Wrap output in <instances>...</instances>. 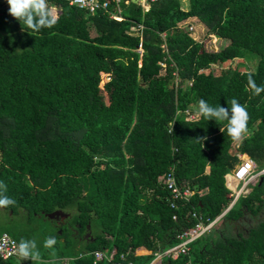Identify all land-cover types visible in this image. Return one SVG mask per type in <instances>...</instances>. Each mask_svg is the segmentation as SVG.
Returning a JSON list of instances; mask_svg holds the SVG:
<instances>
[{"label": "trees", "instance_id": "1", "mask_svg": "<svg viewBox=\"0 0 264 264\" xmlns=\"http://www.w3.org/2000/svg\"><path fill=\"white\" fill-rule=\"evenodd\" d=\"M182 4L156 0L142 10L129 0L114 19L49 0L58 23L33 32L0 0V181L16 201L0 209V233L27 239L30 228H7L9 213L29 225L62 210L67 217L51 219L45 233L58 241L55 254L41 253L47 262L111 264L91 252L112 249L114 261L125 255L121 264L149 262L193 225L191 210L210 221L226 207L223 176L236 152L264 168V93L247 86L249 74L264 85V0ZM190 17L224 45L203 50L180 23ZM137 25L139 32L130 30ZM245 54L255 58L251 70L230 64ZM233 98L250 114L241 143L228 137L226 122L183 115L200 99L230 107ZM170 165L176 182L193 190L175 210L159 179ZM261 178L224 213L222 229L211 228L185 254L159 264H264L263 220L244 233L226 231L264 206ZM140 246L148 254H133Z\"/></svg>", "mask_w": 264, "mask_h": 264}, {"label": "built area", "instance_id": "2", "mask_svg": "<svg viewBox=\"0 0 264 264\" xmlns=\"http://www.w3.org/2000/svg\"><path fill=\"white\" fill-rule=\"evenodd\" d=\"M68 5L76 6L85 10L87 13L92 14L97 10L106 12L109 18L119 19L120 16V4H126L129 0H64ZM133 1V0H130ZM156 0H134V3L138 4L142 10H146L151 2ZM190 29V28H189ZM131 31H140L141 25L131 26ZM160 36H164V32L160 33ZM163 66V63H159ZM192 107H187L183 110V115L187 120L195 119V111ZM172 120L168 121V131L171 128ZM236 163L229 172H226L223 176L224 186L229 191V202L226 207L212 220L204 221L203 217L195 210L189 212L190 217L194 220L192 226L182 230L177 234L178 242L172 246H169L161 251L153 252V258L149 262H141L139 264H159L163 257H169L175 259L179 254H185L188 251V245L190 242L208 232L224 215V213L234 204L236 199L248 193L250 188L254 186L259 176L264 174V168L256 170V166L252 159L240 152L235 153ZM258 173H260L258 175ZM163 186L169 192V207L173 210L177 208L179 201H187L192 195L193 190L186 185L178 184L175 180L173 173V166L170 165L160 176ZM175 219V213L171 216ZM18 242L8 235L6 232L0 233V259H6L15 256V245ZM137 249L133 251V254H138ZM114 250L110 252H104L102 250H93L91 252L93 260H106L111 264H121L125 255L120 254L118 260H112ZM126 264H133L131 261Z\"/></svg>", "mask_w": 264, "mask_h": 264}, {"label": "clouds", "instance_id": "3", "mask_svg": "<svg viewBox=\"0 0 264 264\" xmlns=\"http://www.w3.org/2000/svg\"><path fill=\"white\" fill-rule=\"evenodd\" d=\"M9 6V15L22 22L23 26L33 32H40L42 29H51L58 23V17L49 7V0H6ZM247 86L254 95L264 93V85H257L252 75L249 74ZM230 107H223L220 104L213 106L200 99L198 108L195 111L197 118L203 117L208 121L219 123L226 122V132L234 143H241L248 133V122L250 114L247 107L233 98L227 102ZM207 137L198 138L197 141L206 140ZM260 173H258L259 175ZM7 185L0 181V209L10 208L16 205V201L7 194ZM58 241L55 236L47 237L43 242L45 249L53 250ZM15 254L22 260H30L33 264L41 262V253L35 239H21L15 245Z\"/></svg>", "mask_w": 264, "mask_h": 264}, {"label": "rangeland", "instance_id": "4", "mask_svg": "<svg viewBox=\"0 0 264 264\" xmlns=\"http://www.w3.org/2000/svg\"><path fill=\"white\" fill-rule=\"evenodd\" d=\"M182 7H185L184 5L186 4V0H182ZM183 23L182 26L186 27V29H189L190 31V36L193 38L201 41V47L203 50L206 51H214L220 48L221 46L224 45L225 41L220 39L219 37H216L214 34L207 33L205 27L201 22L196 20L195 18H187L184 21L180 22ZM255 63V58L249 57V55H243L241 58H236L231 61V65H234L240 69L244 70H251L253 68V65ZM225 65V64H224ZM222 65V66H224ZM221 65H215L213 66L214 68ZM107 77L103 78V81L106 80ZM192 107V106H191ZM195 109L194 107H192ZM256 170H260L259 167H256ZM10 215V220L7 222V228H12L14 225H22L26 227V231L30 228V230L27 231V239H35L37 241L38 248L40 250V253L45 252V248L43 247V242L44 240L48 237L45 235L46 232L52 230V222L51 219L47 218H41V219H33L30 221L29 225H23L22 221L17 220L15 216H12L11 213ZM0 219H2L0 215ZM247 220V222L245 221ZM244 222L246 223H241L240 220H236L232 222L229 227H226V231L228 234L233 235L236 232H246L249 227H253L254 225L257 224L259 221H264V206L261 208L258 214L250 215L248 212H245L244 215ZM1 223V222H0ZM35 226V227H32ZM224 227L223 225V220L220 219L212 228L216 230H220ZM80 246L77 248L79 249ZM48 249H46L47 251ZM18 262L17 257H12L4 261H0V264H16Z\"/></svg>", "mask_w": 264, "mask_h": 264}, {"label": "crops", "instance_id": "5", "mask_svg": "<svg viewBox=\"0 0 264 264\" xmlns=\"http://www.w3.org/2000/svg\"><path fill=\"white\" fill-rule=\"evenodd\" d=\"M190 18H193V17H190ZM64 219H65V218H64ZM1 233H2V232H1ZM77 247H78V246H77ZM136 249H137L136 251H137L138 254H148V251H147L146 249H144L142 246L137 247ZM12 257H17L18 262H16V264H33L32 261H30V260H27V261L22 260V259H21L20 257H18L17 255L12 256ZM12 257H9V258H12ZM9 258H6V259H0V261L7 260V259H9ZM71 259H72V257H65V258H63L62 260H64L65 262H67V261H69V260H71ZM14 264H15V263H14ZM37 264H53V263L50 262V261L47 262L46 259L41 258V262H37Z\"/></svg>", "mask_w": 264, "mask_h": 264}, {"label": "water", "instance_id": "6", "mask_svg": "<svg viewBox=\"0 0 264 264\" xmlns=\"http://www.w3.org/2000/svg\"><path fill=\"white\" fill-rule=\"evenodd\" d=\"M134 2V0H133ZM262 180L261 176H259L258 178V181H257V184ZM46 218L48 219H55L57 217L60 218V220H63L64 218L67 217V214L65 212H63L62 210H55V211H52L50 213H46L44 215Z\"/></svg>", "mask_w": 264, "mask_h": 264}, {"label": "flooded vegetation", "instance_id": "7", "mask_svg": "<svg viewBox=\"0 0 264 264\" xmlns=\"http://www.w3.org/2000/svg\"><path fill=\"white\" fill-rule=\"evenodd\" d=\"M243 219H244V215L241 216L240 218H238L237 221L240 220L241 223H246L247 220L245 219L246 222H244ZM53 220H55V222H56L57 224H59V223H61V222L63 221V220H60L59 217H57V218H55V219H53ZM223 225L225 226V222H223ZM86 235H87L86 233L83 234L84 237H85Z\"/></svg>", "mask_w": 264, "mask_h": 264}]
</instances>
